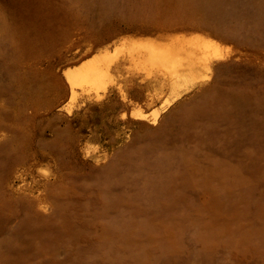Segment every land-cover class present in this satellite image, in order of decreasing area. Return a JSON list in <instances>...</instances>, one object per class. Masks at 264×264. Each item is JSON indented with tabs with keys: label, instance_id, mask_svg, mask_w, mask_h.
<instances>
[{
	"label": "rangeland",
	"instance_id": "rangeland-1",
	"mask_svg": "<svg viewBox=\"0 0 264 264\" xmlns=\"http://www.w3.org/2000/svg\"><path fill=\"white\" fill-rule=\"evenodd\" d=\"M0 264H264V0H0Z\"/></svg>",
	"mask_w": 264,
	"mask_h": 264
},
{
	"label": "bare ground",
	"instance_id": "bare-ground-1",
	"mask_svg": "<svg viewBox=\"0 0 264 264\" xmlns=\"http://www.w3.org/2000/svg\"><path fill=\"white\" fill-rule=\"evenodd\" d=\"M141 53L142 52H140V54ZM199 54H201V53H199ZM147 56H148V62H150L152 64H157L161 68L166 70V73L164 72L165 74L164 73L163 74L161 73V74H162V76L166 75L168 77V79H169V82H170V89H171L170 94H171V96L169 95L170 97L163 102V104L161 106V111L162 112L168 110L171 107L173 102L181 95V93H182L181 90L187 89L189 85H194L197 81L199 83H201V82L205 81V79L207 78V76L203 75V74H201L198 77H195L194 74L192 73V70H191L190 67L193 65V61H194L193 53H187L186 57H185V64L187 65V67L185 69L188 71L187 73L180 72L178 70L179 67H177L178 66L177 62L173 61V60H169L166 57V55H164L163 53H160V52L157 53V52H154L153 49H148ZM199 57H200V55H199ZM141 58L143 59L144 56L141 57ZM213 58H217V57L214 55ZM139 63H141L140 60H139ZM139 65H142V64H139ZM145 66H147V65H145ZM153 67L155 68V66H153ZM205 68H206V66H205ZM110 72H111L110 69H106L105 71H101L99 69H90V70L85 71V72L66 73V76H67L68 82H69V84L71 86V89L73 87H76V86H84V85L85 86H90V87H92L94 89H97L99 87L104 86V84H105L104 80H105V78L108 76V74ZM164 80H166V79H164ZM158 81H160V80H158ZM162 82H164V81H162ZM159 83H161V81ZM183 92H185V91H183ZM131 116L133 118H136V119H145V118L147 119V117L145 115L140 114L138 111L137 112H135V111L132 112ZM157 116H158V112L153 113L150 116V119H148V121L150 120V122L152 124H154L156 122Z\"/></svg>",
	"mask_w": 264,
	"mask_h": 264
},
{
	"label": "water",
	"instance_id": "water-1",
	"mask_svg": "<svg viewBox=\"0 0 264 264\" xmlns=\"http://www.w3.org/2000/svg\"><path fill=\"white\" fill-rule=\"evenodd\" d=\"M187 104L186 103H183V104H181V107H184V106H186ZM183 109V108H182Z\"/></svg>",
	"mask_w": 264,
	"mask_h": 264
}]
</instances>
